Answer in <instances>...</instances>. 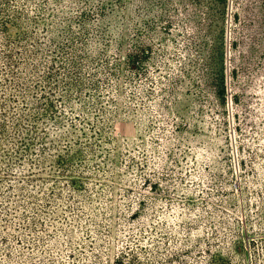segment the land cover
<instances>
[{
  "label": "rangeland",
  "instance_id": "1",
  "mask_svg": "<svg viewBox=\"0 0 264 264\" xmlns=\"http://www.w3.org/2000/svg\"><path fill=\"white\" fill-rule=\"evenodd\" d=\"M102 1L20 2L40 55L84 53L87 84L103 54L141 75L96 153L62 134L64 76L6 113L0 264H264V0Z\"/></svg>",
  "mask_w": 264,
  "mask_h": 264
},
{
  "label": "trees",
  "instance_id": "2",
  "mask_svg": "<svg viewBox=\"0 0 264 264\" xmlns=\"http://www.w3.org/2000/svg\"><path fill=\"white\" fill-rule=\"evenodd\" d=\"M29 1L33 0H0V120H2L0 121V136L5 133L8 127L5 121L6 113L12 108L23 111L27 109L28 104L25 100L28 96L30 81L35 82L36 85L40 83L38 87L43 89L46 87L41 84L42 82L46 80L51 82L52 79L61 75L64 76V80L61 81L63 90L57 96L66 101L65 109L73 116L70 123H68V129L64 130L62 134L68 137L72 132L78 130L79 137L85 139V142L93 140L89 142L87 147L90 152L96 153L98 151L96 146L100 145L105 122H109L117 116L122 108L126 112H131L132 109L125 108L122 104L132 103L139 96L137 86V77L141 75L138 71L140 66L139 57L134 51H130L128 54L127 66L129 73L125 81L127 85L121 84L120 67L116 57L111 60L103 54L99 61L92 59L93 69L96 70L90 72L92 76L89 77V83L87 84L85 81L88 77L83 74L86 59L84 53H78L77 55L71 53H66L67 55L55 54L58 50L55 47L40 55L37 47L41 42L40 38L36 39L34 32L28 28L25 29V25H23L24 19H29L28 4L20 5V2ZM46 1L49 3V0ZM123 1L116 0L115 2ZM99 2L94 6L95 8L93 7L94 12H90V14L95 12L100 14L104 10V1L99 0ZM34 10L33 12L37 13L31 21L37 24L43 8L38 6ZM12 28H18L19 30L15 38L8 33ZM49 30L47 29V31ZM78 40H81L80 36H78ZM53 42L54 40L50 38V46L53 45ZM110 43L111 41H107V44ZM43 55L46 60L49 59V56L52 57L50 61L52 64L48 66V71L44 75L41 74L39 62H37V58ZM96 73L102 75L98 78ZM142 73L147 74L146 71H142ZM145 78L148 80L147 77ZM49 106L53 108L51 103ZM23 114L28 116L25 112ZM90 114L95 115L96 119L93 120ZM54 119L58 123L61 122L60 119ZM13 122L15 123V121ZM34 125L35 123L32 124V127L35 128ZM62 127L64 128L63 124ZM42 138H45V134ZM33 140H35V137L30 138V141L21 142L25 144L26 148L30 149L33 147L31 145L35 144ZM66 142L65 147L69 152L75 143L68 138ZM36 160V158H33V165L36 164L34 162ZM142 204L144 205V203Z\"/></svg>",
  "mask_w": 264,
  "mask_h": 264
}]
</instances>
